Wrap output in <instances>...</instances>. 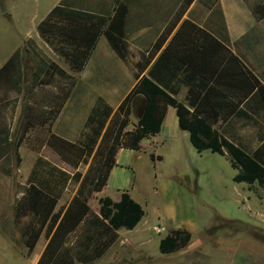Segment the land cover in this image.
Masks as SVG:
<instances>
[{"label":"crops","instance_id":"1","mask_svg":"<svg viewBox=\"0 0 264 264\" xmlns=\"http://www.w3.org/2000/svg\"><path fill=\"white\" fill-rule=\"evenodd\" d=\"M214 1L216 0H195L183 17L178 19L177 25L169 34L161 51L157 53L155 60L166 51L187 65L208 32L204 24L212 12L210 6ZM183 2L184 0H62L45 11L35 24L20 30L16 41L8 47L7 52L3 54L0 50V230L3 233H8L7 230L12 229L19 238H22L21 231L15 225L16 204L26 195V190L30 186L29 178L38 158L43 156L44 151H52L47 144L49 132L69 141L65 135L68 133V125L64 123L63 118L70 102L77 97L76 102L80 103L78 104L80 107L92 110L97 99L102 98L114 110L119 109L139 83L133 63L139 62L143 54L149 55L161 36L178 18ZM218 2L233 53L264 86V16L255 13L258 6L264 7V0H218ZM62 3L74 10L106 17L109 19L108 24L113 19L115 24H125V39L129 45L128 62L123 61L107 37L101 35L84 70L73 73L66 60L44 41L39 32L42 21ZM5 17L12 18L10 14ZM5 43H9V39L3 38L0 42L1 45ZM52 62L72 79L68 80L58 74L53 78L46 77ZM148 71L143 75H147ZM43 79L45 83H41ZM191 90L182 86L177 96L185 107L210 125L208 120L216 117L218 121L215 122L218 126L214 128L220 132H224L232 123V133L240 140H243L241 131L243 124H252L256 128L254 135L259 143L256 149L259 148V128L253 122L237 117L238 112L245 109L251 98L244 87L221 72L195 107L189 103ZM89 93L93 94L92 102L86 96ZM146 105L147 100L144 96L139 95L135 98L130 130L137 127ZM171 108L168 109L167 115ZM174 110L177 116V111ZM263 117L264 112L258 117L254 116V119L264 128ZM166 118L161 133L145 140L141 151L135 152L126 148L120 150L107 187L97 194L104 195L107 191H113L116 198L111 199L118 202L121 195L128 192L136 201L131 192L139 178L138 171L143 173L139 162L143 160L142 155L150 158L154 164L159 162L160 156L154 154V139L164 133ZM178 129L182 131L180 125ZM182 132L187 133L190 140V134ZM145 142L150 144L146 145ZM152 154L155 155V160L151 158ZM26 157L32 158V161L26 160ZM165 185L170 183L164 184V188ZM68 193L69 189L65 191L59 208L63 207L62 202ZM75 194L76 191L72 193L70 203ZM142 207L145 216L140 224L133 230H119L118 240L95 264L208 263L209 245L213 239L210 235L211 230L203 229L194 220L195 212L191 197L183 194L179 203L165 206L163 213L155 210L154 216L156 215L159 221L163 220L164 225L152 224L146 209ZM95 213L99 215V212ZM174 230L190 232L192 240L186 248L164 255L160 251L161 241ZM48 242L45 235H42L32 254H37L39 250L35 263L39 262ZM215 247L219 249V255H222V244ZM254 252L259 256L261 247Z\"/></svg>","mask_w":264,"mask_h":264},{"label":"trees","instance_id":"2","mask_svg":"<svg viewBox=\"0 0 264 264\" xmlns=\"http://www.w3.org/2000/svg\"><path fill=\"white\" fill-rule=\"evenodd\" d=\"M194 1L184 0L178 18L149 55L143 54L139 62L133 63L139 83L119 109L114 110L104 99L98 98L78 142L49 132L48 147L76 172L71 174L39 157L30 175L26 195L16 204L15 225L21 231L28 256L33 254L42 235L49 241L37 264H95L118 240L119 230H133L140 224L145 211L128 192H124L118 202L109 197L100 199L99 215L92 210L87 193L90 189L101 193L107 187L121 149L139 152L145 140L161 133L170 107L176 109L180 128L190 134V141L198 153L209 151L229 157L232 167L238 171L234 182L264 190V128L254 119L264 112V86L233 53L218 0L210 6L212 12L204 24L208 32L187 65L166 51L155 60L178 19ZM255 13L264 16V7L258 6ZM114 20L108 24L106 17L74 10L62 3L42 21L39 32L44 41L66 60L70 70L79 73L86 67L101 35H105L118 56L128 62L125 24H115ZM146 71L148 74L143 75ZM221 72L244 87L251 97L237 117L253 122L259 128L260 146L253 153L248 152L232 133V123L220 132L177 99L182 86L191 88L189 103L195 107ZM56 74L72 79L52 62L46 77L53 78ZM139 95L147 100L144 115L134 130H127L131 124L133 102ZM151 158L156 159L154 154ZM81 165H89L85 175L78 171ZM70 187L77 188L72 202L66 208H59ZM191 240L190 232L174 230L161 241L160 251L164 255L178 252Z\"/></svg>","mask_w":264,"mask_h":264},{"label":"rangeland","instance_id":"3","mask_svg":"<svg viewBox=\"0 0 264 264\" xmlns=\"http://www.w3.org/2000/svg\"><path fill=\"white\" fill-rule=\"evenodd\" d=\"M60 1L62 0H0V42L3 38L9 39V43L0 44L1 52L4 54L8 51L20 30L35 24L45 11ZM8 14L12 18L5 17ZM86 96L91 102L94 99L91 93ZM76 99L70 102L63 118L68 125V133L63 134L71 142L81 139L91 111L90 108L80 107ZM208 121L217 128L216 117ZM178 128L175 110L171 108L164 133L154 139V154L162 160L154 164L150 158L142 155L143 160L139 162V167L143 173L138 171L139 178L131 194L144 206L151 223L161 225L164 222L154 216L155 210L163 213L165 206L179 203L183 194L191 197L194 220L203 229L209 228L213 238L209 245L207 264H264V190L258 186L249 187L244 183L234 182L238 171L232 167L229 157L209 151L198 153L191 145L189 135L178 131ZM241 131V145L248 152H253L259 144L254 135L256 128L246 123ZM145 144L149 145L150 142ZM52 151H44L42 158L62 166L71 174L76 172ZM26 160L32 161V158L26 157ZM88 169L89 165H81L78 171L85 175ZM166 183L170 185H165L164 188ZM74 191L76 189L70 187L62 202L63 207L70 203ZM104 197L115 199L116 194L107 191L100 195L91 189L88 191L87 198L94 212H99L100 199ZM7 231L8 233H3L0 230V264H37L35 260L38 259L39 250L37 254L28 256L22 238L12 229ZM217 244H222V255H219L220 251L215 247ZM258 247H261L259 256L254 252Z\"/></svg>","mask_w":264,"mask_h":264}]
</instances>
